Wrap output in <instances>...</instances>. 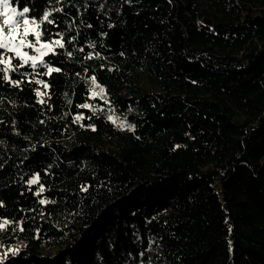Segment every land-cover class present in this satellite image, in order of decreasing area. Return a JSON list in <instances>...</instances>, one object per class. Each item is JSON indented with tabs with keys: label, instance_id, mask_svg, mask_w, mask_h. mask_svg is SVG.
Here are the masks:
<instances>
[{
	"label": "trees",
	"instance_id": "obj_1",
	"mask_svg": "<svg viewBox=\"0 0 264 264\" xmlns=\"http://www.w3.org/2000/svg\"><path fill=\"white\" fill-rule=\"evenodd\" d=\"M10 3L65 48L0 72L3 264H264V0Z\"/></svg>",
	"mask_w": 264,
	"mask_h": 264
},
{
	"label": "snow or ice",
	"instance_id": "obj_2",
	"mask_svg": "<svg viewBox=\"0 0 264 264\" xmlns=\"http://www.w3.org/2000/svg\"><path fill=\"white\" fill-rule=\"evenodd\" d=\"M55 11L60 12L63 9H55ZM30 12L29 7H23L22 11L18 10L17 7H13L10 3V0H0V17H3V24L0 25V50H5L10 53H14L15 57L18 58L22 63H20L17 67H13L12 58H5L0 55V65H4L3 68H0V72H3V79L7 81L9 84L19 87L22 81L13 80L9 75V72L16 71L19 67L30 66L34 71L43 66L47 69L44 75H51L54 72H60L61 69L50 67L48 63L45 62L44 57L49 56V54L56 55V49H64L65 43L63 35L57 33L56 35L59 37L57 39H53L50 42H42L41 37L44 35V31H41V25L45 22L47 24H53L54 21L49 17L52 15L50 11H45L43 14V18L37 21L35 18L30 19L28 17V13ZM21 24L23 28H21ZM91 27V25H89ZM5 28L7 32H5ZM29 36H33L34 40H29ZM73 40L75 37L72 38ZM71 41H69L70 43ZM38 45V46H37ZM95 47V45H92ZM24 48L32 49L36 54L30 55L28 52L23 51ZM83 51V49H80ZM69 56L72 55L71 52L67 53ZM92 58L91 55L88 57ZM39 74V73H37ZM93 88L91 89L92 96L95 97L97 95H102L105 92V89L100 87L96 83V77H91ZM37 84H43L44 88L47 89L49 85L42 80H36ZM96 88H99V92L96 91ZM36 95L38 97H44L46 95L45 92L37 91ZM40 103H44V100L41 99ZM71 103V101H69ZM84 108L90 107L88 104L82 105ZM83 117L77 116L76 120H81ZM109 120L113 123H116L118 118H113L109 116ZM125 126V122H120V127L123 128ZM134 128V126H132ZM95 130V128H93ZM2 167V165H0ZM39 177L31 179L28 181L29 184L35 185L38 183ZM44 187L41 186L39 192L36 195H40L44 192ZM87 191V188L83 189ZM54 203V201H48L41 199L40 204ZM3 206V202L0 201V207ZM10 221L5 220L3 223H0V229H4L7 224H10ZM20 231H23V227L20 226ZM11 252L12 255H17L19 249H9L8 252L4 253V256L0 258V264H3V260L7 259L8 253Z\"/></svg>",
	"mask_w": 264,
	"mask_h": 264
},
{
	"label": "rangeland",
	"instance_id": "obj_3",
	"mask_svg": "<svg viewBox=\"0 0 264 264\" xmlns=\"http://www.w3.org/2000/svg\"><path fill=\"white\" fill-rule=\"evenodd\" d=\"M47 11H50L51 12V10L49 9V10H47ZM42 18H43V16H42ZM30 19H32V18H30ZM3 24V17H0V25H2ZM21 28H23V25L21 24ZM5 32H7V29L5 28ZM38 46V45H37ZM23 51H26V52H28L30 55H35L36 53L32 50V49H29V50H27L26 48H24L23 49ZM98 84V83H97ZM99 85V84H98ZM91 87L93 88L94 86H93V84H92V82H91ZM96 91L97 92H99V88H96ZM101 97H103V98H105V94L103 93L102 95H100ZM110 116H112L114 119L115 118H118L113 112H112V109L110 110ZM120 119L118 118V120H117V123L118 124H120V121H119Z\"/></svg>",
	"mask_w": 264,
	"mask_h": 264
}]
</instances>
